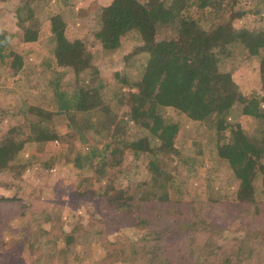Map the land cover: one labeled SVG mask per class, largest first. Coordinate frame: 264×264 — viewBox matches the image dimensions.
I'll use <instances>...</instances> for the list:
<instances>
[{
  "label": "rangeland",
  "instance_id": "rangeland-1",
  "mask_svg": "<svg viewBox=\"0 0 264 264\" xmlns=\"http://www.w3.org/2000/svg\"><path fill=\"white\" fill-rule=\"evenodd\" d=\"M108 1L0 0V30L12 32V43L20 51L27 52L25 66L19 72L0 65V141L8 129L16 125L21 126L24 135H28L31 128L25 124V120L29 118L38 119L41 128L50 133L44 140L24 141L9 166L0 170V196L12 197L0 198V216H10L11 226L25 227L32 235L31 240L24 243L18 235L4 232L6 242L0 247V264H12L10 260L13 258L20 264H42L41 260L45 257L40 255L49 227L48 224L39 222L50 212L63 228L78 232L74 248L68 251L59 249L55 259H49L50 264H97L107 254L103 243L105 238L99 239V233L91 237L93 233L90 231L96 232L102 227L105 228V223L100 219L111 215L106 200L97 196L100 188L104 192L129 195L134 193L136 183L144 182L142 191L147 190L160 196L165 191L161 182L168 180L167 171L173 173L174 190L180 187L183 189L185 200L182 208L185 214H190L191 202L194 201L196 209H200L205 218L214 217L227 224L224 235H215L217 242L230 240L238 233L242 234L234 231L236 224L232 220L231 210L237 205L243 179L238 176L231 162L219 155V135L216 128L169 101L174 94L169 89L167 91L165 85L168 83L171 88L173 77L165 78L161 74L157 76V69L163 61L161 56H155L154 61H151V53L135 52L139 41L127 34L116 48L102 46L97 33L102 6ZM216 1L206 9L199 8L192 2L184 14L196 16L203 25L208 26L217 14L226 13L230 8V0ZM255 5L261 6L259 0H241L236 4L237 9H250L244 16L234 20L237 27L264 28V7L259 12H254L251 9ZM20 6H26V23L40 30L38 40H23V30L17 23ZM56 13H61L66 21L67 41L84 46L91 54L92 63L98 68L95 79L92 73H82L81 84L93 85L89 87L91 93L87 102L88 108L81 111L77 119H71L67 113H56L54 108L44 104L39 93V84L31 74L40 58L55 47L51 16ZM179 21V18H175L166 23L158 38L175 36ZM220 65L232 72L235 80L251 98L245 112L243 105L239 104L227 115L229 124L224 130V139H232V128L237 123L249 135L258 132L264 135L261 55L253 54L243 44L237 43L231 45L229 51L222 55ZM67 78L73 80L71 76ZM100 83L103 85L99 86ZM137 83L146 86L144 107L149 115L153 116L160 108L164 120L171 127L160 135V131L140 126L129 119V137L146 133L155 143H160L166 133L177 129L175 145L184 155L195 156L187 162L182 160L183 154L179 157L172 154L174 159L163 154L156 159L150 158L148 154H141L140 158L134 159L131 151L126 150L120 165L122 173L119 178V184L125 189L117 190L109 178L90 177L93 170L86 155L91 146L101 145L107 140V133L118 121L125 122L128 119L130 106L121 97L127 91H138ZM158 103L162 106H158ZM151 121L152 124L153 118ZM69 126L74 136L65 134ZM63 134L65 135L61 138ZM241 137L242 142L246 140L244 134ZM250 152L249 150L248 153ZM260 161L264 163V156ZM76 162L82 163L81 169L75 165ZM80 170L89 178L82 181L84 177L80 175ZM251 173L255 196L264 201V172L256 168ZM26 204L29 207L26 214L22 215ZM181 216L178 213L165 218L173 221ZM113 236L115 233L110 234V237ZM0 244H3L2 240Z\"/></svg>",
  "mask_w": 264,
  "mask_h": 264
},
{
  "label": "trees",
  "instance_id": "trees-1",
  "mask_svg": "<svg viewBox=\"0 0 264 264\" xmlns=\"http://www.w3.org/2000/svg\"><path fill=\"white\" fill-rule=\"evenodd\" d=\"M240 1L230 0L229 10L217 14L208 26L203 25L196 16L184 14V11L192 2L206 9L215 4L216 0H109L102 6L97 33L102 46L116 48L127 34L139 41L135 52L151 53V61H154L155 56H161L163 61L157 69V76L173 77L171 88L168 83L165 85L167 91L169 89L174 94L169 101L216 128L219 135L218 153L231 162L238 176L243 179V187L237 205L231 210L232 220L236 224L234 231L242 234L238 233L223 242H217L215 235H224L227 224L214 217L205 218L202 211L196 209L194 201L191 202L190 214H185L182 208L185 200L183 189L180 187L174 190L172 171H167L168 180L161 182L165 191L160 196L147 190L142 191L144 182L136 183L134 193L129 195L104 192L100 188L97 196L106 200L111 215L100 219L105 223V228L90 231L93 233L91 237L99 233V239L105 238L103 243L107 254L97 264H264V201L255 196L251 173L256 168L264 172V163L260 161L264 156V135L259 132L249 135L237 123L232 128V139H224V130L229 124L227 115L239 104L243 105L245 112L251 99L232 72L220 65L222 55L229 51L231 45L241 43L251 53L261 55L264 87V28L247 29L234 24L236 18L250 10L237 9L236 4ZM259 4L261 6L255 5L251 10L259 12L264 7V0H259ZM25 8L20 6L17 11V23L23 30V40H38L40 30L26 23L28 16ZM175 18L180 20L177 34L159 39L158 34L166 23ZM51 30L56 41L55 47L40 58L31 74L39 84L44 104L54 108L56 113H67L71 119H77L81 111L88 108L91 93L89 87L93 85L81 84L82 73H92L95 79L98 68L92 63L91 54L84 46L67 41L66 21L61 13L51 16ZM13 36L8 30H0V65L19 72L25 66L27 52L20 51L12 43ZM68 76L73 77V80L68 79ZM137 86L138 91H127L121 97L130 106L128 119L125 122L118 121L107 133V140L101 145L91 146L86 155L93 170L90 177L109 178L117 190L125 189L119 184V178L126 150L131 151L134 159L140 158L141 154H148L152 159L158 158L160 154L171 159H174L172 154L178 157L183 154L175 145L177 129L166 133L160 143H155L146 133L129 137V119L140 126L160 131V135L171 127L158 108L161 104L156 105L158 111L153 116L149 115L144 107L146 86L142 83H137ZM261 96L264 100V94ZM25 124L31 128L28 135H24L21 126L16 125L10 127L0 141V170L9 166L24 141L44 140L50 134L41 128L38 119H26ZM65 134L74 136L71 127ZM242 134L246 138L243 142ZM193 156L195 154H183L182 160H193ZM75 165L81 169L82 163L76 162ZM79 173L84 177L82 181L89 178L81 170ZM28 207L29 204L24 205L22 215L26 214ZM178 213L182 216L173 221L165 218ZM10 219V216H0V240L3 243L0 247L6 242L4 236L7 233L18 235L24 243L31 240L32 235L26 228L11 226ZM39 223L48 224L49 227L40 255L45 257L41 260L42 264H50L49 259H55L59 249L68 251L74 248L78 232L63 228L51 212ZM113 233L115 236L110 237ZM10 261L12 264H20L15 258Z\"/></svg>",
  "mask_w": 264,
  "mask_h": 264
}]
</instances>
